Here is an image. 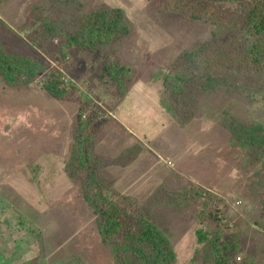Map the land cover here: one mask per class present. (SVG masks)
I'll return each instance as SVG.
<instances>
[{"label": "rangeland", "instance_id": "rangeland-1", "mask_svg": "<svg viewBox=\"0 0 264 264\" xmlns=\"http://www.w3.org/2000/svg\"><path fill=\"white\" fill-rule=\"evenodd\" d=\"M260 1L211 2L199 16L197 0H0V53L14 63L30 60L38 72L19 74L12 86L0 76L2 256L113 264L65 164L79 136H92L103 155L105 144L138 136L139 160L99 174L105 191L112 188L108 201L126 208L134 226L136 216L156 225L175 255L172 264H220L209 256L214 242L221 264H264V172L219 123L228 114L264 125V63L249 54L251 39L239 21L241 10ZM115 9L124 13L127 37L91 36L93 14ZM206 43L212 46L201 58L176 64ZM206 74L227 84L205 92ZM49 75L67 80L61 100L43 89ZM158 96L179 119H190L181 125ZM185 189L188 195L171 202Z\"/></svg>", "mask_w": 264, "mask_h": 264}, {"label": "trees", "instance_id": "trees-1", "mask_svg": "<svg viewBox=\"0 0 264 264\" xmlns=\"http://www.w3.org/2000/svg\"><path fill=\"white\" fill-rule=\"evenodd\" d=\"M197 1L200 3L201 8L203 7L201 11H198L200 13L198 15L200 16L210 7L211 2L228 1L241 4L251 0ZM241 13L242 15L239 16V21L245 20L243 25L247 29L251 39H249L251 41L249 54L254 58L255 64H262L264 63V0H261L259 4L256 2L251 9H247L245 12L241 10ZM92 17L93 21L89 28V34L91 36L95 37L96 33H103V37H106L107 40L118 41L124 39L129 34V26L125 22L123 11L120 9L106 12L102 11L93 14ZM208 19V22L216 24L213 18L209 17ZM205 21H207V18H205ZM211 46L210 43H206L197 47L192 52L183 53L177 59L176 64L179 65L183 61H191L198 57L201 58L205 53H208ZM91 47L93 48L94 46H89V48ZM11 59V56L4 54L1 50L0 76L8 85L12 86L16 84L19 74L27 76L37 75L38 72L34 70L36 66L32 61L22 59L14 63ZM109 73V76L115 78L111 69ZM61 78L49 75L43 84V89L57 100H61L65 96L66 88L68 87ZM177 79L181 81L179 75L174 76V82ZM164 80L168 81L166 75L163 76V82H165ZM199 81H202V79ZM202 83L201 88L205 92H213L217 87L219 88L223 84H227V81L224 78H213L206 74ZM160 94L162 93L160 92ZM158 97L161 106L166 108L171 117L180 122L181 125L190 119V117L187 120L184 119V121L179 119L173 108L166 106V100H161V98L164 99L165 97ZM219 123L228 132L239 149L248 152L254 161L261 165V170L264 172V125L262 123L246 125L237 121L234 116L228 114L219 118ZM79 137L77 138V152L75 150L73 151V155L65 164V170L69 177L79 180L83 199L97 217L96 222L99 237L102 243L110 249L112 263L129 264L128 260L132 258V264H172L175 255L167 247L166 238L162 235L158 227L142 216L135 217L138 222L135 226L134 222H129L128 210L120 207L118 203L112 204L108 201L105 193H111L112 188L110 187L105 191L107 182L99 175L100 173L102 175V171H105L112 165L120 167L128 166L138 156V149L133 146L125 149L115 158L104 157L95 152V143L92 140V136L88 140L83 139L81 136ZM189 190L185 189L182 194H179L180 192L171 194L173 196V199L170 198L171 202L174 204L177 203L182 196L188 195ZM154 194L155 197L153 196L151 199L155 200L157 191ZM196 235L197 243L200 244L205 241L201 230L197 231ZM214 243H212L209 256H213L215 261L221 264L223 263V258L218 255L220 251L215 252L216 245ZM146 250H149L150 254H147Z\"/></svg>", "mask_w": 264, "mask_h": 264}, {"label": "crops", "instance_id": "crops-1", "mask_svg": "<svg viewBox=\"0 0 264 264\" xmlns=\"http://www.w3.org/2000/svg\"><path fill=\"white\" fill-rule=\"evenodd\" d=\"M118 111V110H117ZM121 111V110H120ZM119 111V112H120ZM124 117H126V116H124L121 112L118 114V118H120V119H118L119 121H121V119L122 118H124ZM134 117L133 116H131V119H133ZM155 125H157V124H155ZM131 133V132H130ZM109 140H111L112 138H108ZM125 139H127V140H125ZM138 139H140V137H138V136H134L132 139H130L129 137L128 138H126V136L125 137H122V139H120V140H118L117 142H116V144L115 145H113V146H110V144H111V142L110 143H107V144H105L104 145V147H105V149H106V152H107V154L106 155H103V152L100 154V153H98V148H99V145L100 144H98L97 145V142H94L95 143V152L98 154V155H100V156H104V157H109V158H115V157H117L121 152H123L125 149H128V148H131V147H133V146H135L136 144V142L138 141ZM127 143H126V142ZM164 141L166 142V139H164ZM122 143H125V147H123L122 148ZM143 143V142H142ZM127 145V146H126ZM118 147H121V149H119V151H117L118 153H115V152H112V151H107L108 149H110V150H117V148ZM139 156H141V155H139ZM139 156H138V158L136 159V160H139ZM135 160V159H134ZM114 167H118V168H121V169H128L129 167H131V165H128V166H126V167H120V166H116V165H112V166H110V167H108V168H114ZM107 168V169H108ZM115 190V189H114ZM5 242V241H4ZM1 247V246H0ZM6 249V248H5ZM4 254H6L5 252H3V250L2 249H0V264H28L27 262H18V261H13V260H9L8 258L6 259V258H4L2 255H4ZM33 264H36V263H33ZM37 264H45V263H43L42 261H41V258L39 257L38 258V261H37Z\"/></svg>", "mask_w": 264, "mask_h": 264}, {"label": "built area", "instance_id": "built-area-1", "mask_svg": "<svg viewBox=\"0 0 264 264\" xmlns=\"http://www.w3.org/2000/svg\"><path fill=\"white\" fill-rule=\"evenodd\" d=\"M61 80L64 82V83H67V80L65 78H61Z\"/></svg>", "mask_w": 264, "mask_h": 264}]
</instances>
